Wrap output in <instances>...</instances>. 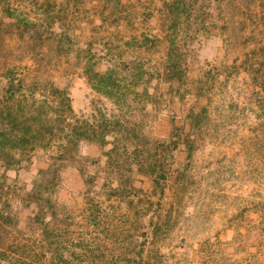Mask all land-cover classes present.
<instances>
[{
    "label": "rangeland",
    "instance_id": "rangeland-1",
    "mask_svg": "<svg viewBox=\"0 0 264 264\" xmlns=\"http://www.w3.org/2000/svg\"><path fill=\"white\" fill-rule=\"evenodd\" d=\"M10 79L24 91L12 100ZM7 101L25 116L34 101L55 136L0 161V264H264V0H0ZM100 113L122 125L127 162L146 164L134 189L104 186L127 166L86 142L40 179L68 125Z\"/></svg>",
    "mask_w": 264,
    "mask_h": 264
},
{
    "label": "trees",
    "instance_id": "trees-1",
    "mask_svg": "<svg viewBox=\"0 0 264 264\" xmlns=\"http://www.w3.org/2000/svg\"><path fill=\"white\" fill-rule=\"evenodd\" d=\"M174 6L177 7L178 4L176 3ZM5 12L8 17H13L10 10L7 9ZM174 51L173 43H170V50L168 52L169 58H172ZM92 76L96 78L94 88L97 92L107 98L114 96L115 91H117V85L112 81L111 74L98 75L95 73ZM177 76L178 79H180L181 73L177 74ZM51 89V95H57L63 97V99L66 98V93L64 91H60L53 86H51ZM15 92H24L23 85L21 81L15 83L10 79L7 87L4 89V96L7 97L8 95V99L12 100ZM30 93L33 95L34 92L31 91ZM31 107L32 108L28 109V114L26 116L18 113L14 102L7 101L4 107L2 109L0 108V161H4L8 165L15 161L12 154L13 152L32 150L36 145H43V141H45L46 137L50 139L55 136L51 118L48 116L43 117L41 115L42 108L37 106L34 101ZM99 116V122L77 119L72 124L68 125V128L61 138L65 149L60 152L58 156L60 160L59 164L55 163L56 158L53 157V162L47 169L39 172L40 179L48 178V180L50 179V181L54 183V180L62 169L73 163H78L76 158L78 144L86 142L95 144L101 149L109 146L108 150L102 152V156L106 159L107 166L114 164L119 172L122 167L127 166L126 169L129 171L127 176L124 177L121 172L120 174H115V187L110 185L111 178L109 177L106 178L104 186L114 193H119L121 188L124 189L123 186L126 183L129 185L130 189H134L132 183L133 170L143 172L146 164L143 160V162L140 161L137 162V164L127 162L130 161L129 155L131 152L128 150L127 143L125 142L126 136L122 131V125L118 120L108 117L103 113H100ZM62 130H60L61 133H63ZM172 143L173 141L170 140L169 142H161L160 145L169 147ZM157 165L158 162L155 161L152 164H148L147 167L150 174L152 173L151 175L155 176V179L159 175V171H161V167ZM76 167H78L80 173H84V164H78ZM84 183L85 186L89 188L93 183L92 177H87Z\"/></svg>",
    "mask_w": 264,
    "mask_h": 264
}]
</instances>
